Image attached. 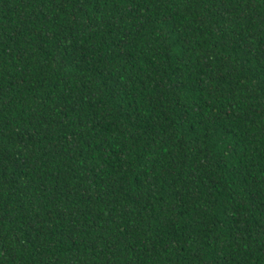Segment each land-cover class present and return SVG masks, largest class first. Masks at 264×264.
Wrapping results in <instances>:
<instances>
[{
    "label": "trees",
    "instance_id": "1",
    "mask_svg": "<svg viewBox=\"0 0 264 264\" xmlns=\"http://www.w3.org/2000/svg\"><path fill=\"white\" fill-rule=\"evenodd\" d=\"M0 264H264V0H0Z\"/></svg>",
    "mask_w": 264,
    "mask_h": 264
}]
</instances>
